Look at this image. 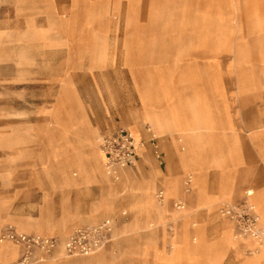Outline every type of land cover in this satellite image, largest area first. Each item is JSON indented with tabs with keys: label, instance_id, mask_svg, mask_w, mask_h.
I'll use <instances>...</instances> for the list:
<instances>
[{
	"label": "rangeland",
	"instance_id": "374dc122",
	"mask_svg": "<svg viewBox=\"0 0 264 264\" xmlns=\"http://www.w3.org/2000/svg\"><path fill=\"white\" fill-rule=\"evenodd\" d=\"M249 1L0 0V235L11 227L57 242L50 254L34 250L29 264H72L66 260L79 257L66 254L63 241L106 215L82 220L88 214L81 199L99 182L78 181L72 171L73 184L61 181L64 164L88 151L86 139L96 145L101 133L132 125L142 133L140 161L116 167L107 182L126 198L108 216L113 229L103 248L125 240L110 264H130L122 262L128 255L141 264L135 251L143 242L171 252L173 237L186 242L188 253L221 251L220 264L230 256L264 255L249 133L264 125V44L257 42L264 31L251 27ZM209 6L222 18L207 20ZM223 35L225 52L199 43ZM143 100L174 117L180 132H159L142 121ZM205 113L222 125L203 130L210 144L194 139L190 128ZM229 147L235 158L242 154V165L229 159ZM229 205L236 207L231 221L221 215ZM226 233L230 242L219 245ZM4 241L15 255L0 264L19 260L21 244Z\"/></svg>",
	"mask_w": 264,
	"mask_h": 264
},
{
	"label": "crops",
	"instance_id": "0c3cea01",
	"mask_svg": "<svg viewBox=\"0 0 264 264\" xmlns=\"http://www.w3.org/2000/svg\"><path fill=\"white\" fill-rule=\"evenodd\" d=\"M261 6H264V0H258L257 1ZM227 37V35H223V40H221L223 43H225L226 45L223 47L224 52L226 51L227 48V40H225ZM264 37V36H262ZM212 41V40H209ZM213 43L215 42H219V41H212ZM213 48V47H212ZM263 84L262 79L255 81L254 86L258 87L261 86ZM257 93V92H256ZM225 128V127H224ZM140 131V130H139ZM250 134V139L251 142L254 145V150H255V178H254V187H255V202L257 205V212L260 215L261 218V222H262V228H264V125H260V126H255L253 128L252 131H249ZM239 139L241 140L242 137V133L241 132H237ZM142 135V133L140 132V136ZM226 149V148H225ZM229 149L228 155L229 159L232 160L233 162L235 160L238 159L239 161V165H242V159L243 156L240 153L238 158H235L234 155L231 154L230 152V147L227 148ZM141 158V154H139L138 159L136 161V163L134 164L133 167L131 168H135L137 166V164L139 163ZM48 165H50L48 163ZM245 166H247L246 162L244 164ZM81 166L84 169V173L82 175H79V180L78 181H82L85 183L88 182H92L97 178L99 184L98 185H91L88 190H87V196L84 197V200L86 201L84 203V205L82 204L80 206L81 212H84L88 215H86L85 217H83L82 220L84 221H88L91 218H99L102 215H105L106 212H109L110 214L115 213L116 209L121 206L123 204V202L125 201V197L122 196V194L120 193L119 187H117L116 185H112V184H107V182H109L108 179L102 177L99 173L96 172V170H94L91 166V164L89 162H82ZM247 170V169H246ZM70 163L68 160H66L65 164H64V168H63V175H61V181H65L66 183H72L73 184V180L68 179L70 176ZM57 177L59 176V174L56 175ZM106 183V184H105ZM72 201L71 204L72 206L76 205L77 203V199L75 198V194H72ZM132 196H134L133 198H135V194H131ZM138 196V195H137ZM142 197H145L144 194L141 195ZM128 198H130V196H127ZM85 206V207H84ZM86 208V209H85ZM21 228H26L28 229L29 227L27 225H20ZM137 226V225H136ZM34 229H36V227H33ZM32 228V229H33ZM119 231L122 232L123 229L120 228V230L118 229V232L116 233L117 236L119 234ZM118 238V237H117ZM116 238V239H117ZM115 239V238H114ZM120 239L118 238L117 241L113 242L112 244H110L113 250H116L119 246H124V241H119ZM135 242H137V240H133ZM182 241V240H181ZM180 241V243H181ZM129 245V244H128ZM103 251V253H101L98 257V262H93L92 264H110L113 263V261L115 260L114 258H116V254H114V252H112L113 250H109L107 248H105ZM192 250V249H191ZM111 251V253L109 252ZM125 251V250H124ZM130 251V250H128ZM135 252H140L141 255H139V259H137L139 262H141V264H154L155 262H157V256L159 254H161L163 251L161 250V248L158 249H153L150 247V243L147 242H143L142 243V248L138 249ZM15 255V254H14ZM128 259H124L122 262H126V261H133L131 255H128ZM134 258V257H133ZM131 259V260H130ZM130 262V264H131ZM219 262H221L220 257H218L217 259L214 258V256L212 255H196L193 252L188 253L187 256H185L182 260L181 263H190V264H220ZM224 264H264V255L262 254H244L242 256L239 257H235V256H230L228 259H225Z\"/></svg>",
	"mask_w": 264,
	"mask_h": 264
},
{
	"label": "bare ground",
	"instance_id": "6f19581e",
	"mask_svg": "<svg viewBox=\"0 0 264 264\" xmlns=\"http://www.w3.org/2000/svg\"><path fill=\"white\" fill-rule=\"evenodd\" d=\"M258 0H250L246 4L248 5V13L252 18V28L256 32H263L264 31V7L257 2ZM206 13L203 14L207 20H212L213 18H219L221 17L220 11L216 12L215 14L213 13V9L209 7H206ZM222 18V17H221ZM220 19V18H219ZM185 21V20H182ZM261 38L257 39V42L259 45L264 44V39L262 38V35H260ZM200 45H205L207 47L212 48L213 45L217 47L223 48L226 44L223 43L222 41L215 42L213 43L212 41H209L208 37L206 36L203 38L201 42H199ZM143 111L140 114V117L142 121H147L151 125L156 128L159 132H180V128L176 124L174 117H170L168 114L169 113H160L158 114L154 110H152L151 106L149 103H147L145 100H143ZM204 118L199 119L197 116V120L195 122L193 121L191 129H194V131H197V133L194 135V139H202L203 141H206V144H210L211 142L209 141V136L205 133L204 135L203 130L207 132V130H212L214 128H217L219 126H222L220 122H216L212 117H210V114L205 113ZM132 133L137 137L140 138V131L138 128V125H132L131 127ZM181 134V133H180ZM7 142L11 143V137L7 138ZM86 146L88 147V151H84V149H81V153H75V155H70L68 156L69 163H70V169L73 175H82L84 173V169L81 166L82 162H89L94 170H96L97 173H99L102 177L106 178L109 180L113 172H110L105 168L104 165V157L98 147V144L95 145L94 141L91 139H86ZM217 151V149H216ZM191 152V151H190ZM229 152V151H228ZM193 151L191 152V154ZM194 156V154H192ZM70 180V176L68 178ZM72 180V178H71ZM253 193L252 189H247L246 194L251 195ZM106 217L104 219H109V215H111L109 212L105 213ZM223 215V214H221ZM225 219H228L231 221L230 217L227 215H223ZM259 218V217H258ZM97 219L91 218L87 222H95ZM114 236V233L112 235ZM175 237H173V243L171 244V252L168 253H161L157 256V262L154 264H190V263H181V260L188 255L189 252V247L186 245L185 241L177 242L175 241ZM9 241H4L1 238L0 235V261L6 260L8 258H12L15 254V248L9 246L8 244H5ZM230 242L229 239V234L226 233V237H223L221 241H219V245L226 244ZM105 248H100L90 254L87 255H79L78 256H73L76 258L73 259H67V263H72V264H92L93 262H98V257L101 253H103V250ZM195 250V248H193ZM222 250V249H221ZM196 251V250H195ZM196 255H207L204 252H195ZM221 251H216L214 252L213 256L215 259L220 257ZM12 261H9L6 264L11 263Z\"/></svg>",
	"mask_w": 264,
	"mask_h": 264
},
{
	"label": "built area",
	"instance_id": "2783aa9c",
	"mask_svg": "<svg viewBox=\"0 0 264 264\" xmlns=\"http://www.w3.org/2000/svg\"><path fill=\"white\" fill-rule=\"evenodd\" d=\"M149 141L153 154L159 157L160 153L158 145L155 143V137H150ZM141 145V138H137L132 131L121 126L101 133L98 140V147L104 157L105 168L110 172H113L116 167H133L138 159ZM159 197H161V194ZM180 204L176 202L175 207L177 209L181 208ZM234 208L236 210V207L233 205L225 206L221 212L232 219V215L235 214ZM256 217V219H259L258 215ZM246 226V229L250 228L248 224ZM112 229L113 221L111 219H104L98 224L78 228L63 241V250L68 255L90 254L103 248L110 241ZM248 231L259 234L256 228H250ZM1 238L3 240L15 241L21 244L23 248L22 257L9 264H29L34 250H38L40 253L46 255L50 254L57 245V242L53 238L38 234H24L15 231L11 227L4 229Z\"/></svg>",
	"mask_w": 264,
	"mask_h": 264
}]
</instances>
